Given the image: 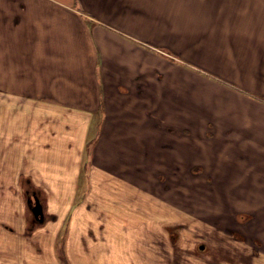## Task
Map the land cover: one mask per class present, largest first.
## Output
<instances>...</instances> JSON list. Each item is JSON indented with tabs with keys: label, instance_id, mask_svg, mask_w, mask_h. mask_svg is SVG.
I'll return each mask as SVG.
<instances>
[{
	"label": "crops",
	"instance_id": "1",
	"mask_svg": "<svg viewBox=\"0 0 264 264\" xmlns=\"http://www.w3.org/2000/svg\"><path fill=\"white\" fill-rule=\"evenodd\" d=\"M176 1L0 0L1 138L18 141L32 160L30 182L52 193L48 212L66 219V264H178L169 253L190 249L157 247L165 227L150 246L157 217L143 208L133 215L149 183L125 177L165 174L166 162L187 151L184 128L193 153L208 129L220 143L264 145V0ZM204 32L207 47L196 44ZM183 33L195 39L177 43ZM199 60L207 72L186 64ZM246 177L239 205L257 214L264 182L247 187ZM40 201L44 219L33 224L32 215L28 230L48 218ZM256 247L246 251L250 264H262Z\"/></svg>",
	"mask_w": 264,
	"mask_h": 264
},
{
	"label": "rangeland",
	"instance_id": "2",
	"mask_svg": "<svg viewBox=\"0 0 264 264\" xmlns=\"http://www.w3.org/2000/svg\"><path fill=\"white\" fill-rule=\"evenodd\" d=\"M162 1L170 3L169 0ZM176 2L179 5L180 1ZM219 15L222 17L221 12ZM221 33L220 31L217 35ZM204 34L206 35L202 38L197 37L196 44L207 47L211 41L208 34L211 33ZM187 36L183 33L181 37L176 36L175 41L179 43L195 39ZM163 50L168 55L175 54L168 48ZM199 62L190 61L186 64L198 68L200 72H207V65L203 64L205 62ZM203 98L201 96V99ZM11 116L8 113V117ZM187 131L191 129H183L182 141V149L187 151L182 150L181 156L174 155L177 158L175 165L166 162L165 174L125 177L136 183H149L146 187L151 190L150 197L143 193L140 196L136 194V211L134 210L133 215L138 218V210L143 208L145 215L157 217L151 218L150 246H153V236L158 237V231L165 227L166 241L156 238L159 242L157 247L190 249L186 250L187 254L182 257L181 254L169 253L166 258L172 259L170 263L176 259L179 264L181 257L186 259L188 264H250L253 258L248 253L251 252L249 245H257L264 250V209H260L256 214L257 209L243 207L244 204L240 206L238 199L248 192L240 191L237 182L245 176L249 182L247 187H256L258 179L264 182V145L243 144L238 141L234 143L232 139L231 142L220 143L215 141L216 138H209L216 136L215 129H208L209 137L205 133L198 135L201 141H206L200 144L196 142L194 145L200 150L199 153H193L192 140L185 137ZM4 133L5 129L0 123V264H66L62 249L66 219L61 223L57 214L53 216L48 212L47 202L52 193H48L45 187L36 188L30 182L32 177L27 175L32 172V160L22 157L18 141H10V136L3 141L1 137ZM255 157L257 159L254 161ZM90 164L86 165L81 183L84 182L82 179L89 180ZM105 167H110V162H105ZM156 172H159V169ZM225 172H229L230 176H225ZM35 179L38 180V177ZM228 179L229 186L234 187H229V191L225 190L228 187ZM112 183L116 186V182ZM27 188L31 192L26 193ZM32 191L43 201L48 218L45 223H37L33 225L34 228L28 230V222L33 214L27 204V194H32ZM85 195L84 191L78 192L74 199L75 204L77 205ZM33 196L32 200L35 202ZM73 198L71 193V202ZM143 199L149 202L142 201ZM88 201L93 202L92 198ZM86 204L85 202L81 206L85 207ZM91 206L94 207L92 203ZM160 220L165 223L154 222ZM201 245H204L203 249L200 248ZM245 258L247 260H244ZM182 264L186 262L182 260Z\"/></svg>",
	"mask_w": 264,
	"mask_h": 264
},
{
	"label": "water",
	"instance_id": "3",
	"mask_svg": "<svg viewBox=\"0 0 264 264\" xmlns=\"http://www.w3.org/2000/svg\"><path fill=\"white\" fill-rule=\"evenodd\" d=\"M30 201L31 200H29V203H30L29 206H30V209L32 210L34 217H36L39 221H43L44 213H43L42 204L39 202L38 199H36L35 204H32ZM200 248L203 249L204 245H201Z\"/></svg>",
	"mask_w": 264,
	"mask_h": 264
},
{
	"label": "flooded vegetation",
	"instance_id": "4",
	"mask_svg": "<svg viewBox=\"0 0 264 264\" xmlns=\"http://www.w3.org/2000/svg\"><path fill=\"white\" fill-rule=\"evenodd\" d=\"M29 198H31L33 196V194H28ZM33 224H35L36 222H39L38 219L36 217H34V219L32 220Z\"/></svg>",
	"mask_w": 264,
	"mask_h": 264
}]
</instances>
